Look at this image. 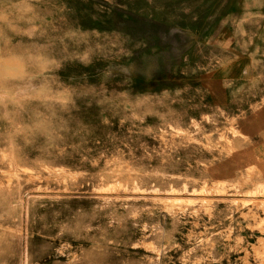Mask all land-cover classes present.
<instances>
[{"label":"rangeland","instance_id":"374dc122","mask_svg":"<svg viewBox=\"0 0 264 264\" xmlns=\"http://www.w3.org/2000/svg\"><path fill=\"white\" fill-rule=\"evenodd\" d=\"M260 1L54 0L50 26L111 51L58 74L96 85L60 144H0V264H264ZM121 91L167 106L142 120Z\"/></svg>","mask_w":264,"mask_h":264},{"label":"clouds","instance_id":"9594fccd","mask_svg":"<svg viewBox=\"0 0 264 264\" xmlns=\"http://www.w3.org/2000/svg\"><path fill=\"white\" fill-rule=\"evenodd\" d=\"M50 5L52 0H0V144L16 150H23L26 141L50 149L65 139L77 96L94 95L96 85L78 91L58 74L69 64L88 68L111 51L79 25L50 26ZM117 95L142 120L167 106L166 93Z\"/></svg>","mask_w":264,"mask_h":264},{"label":"crops","instance_id":"0c3cea01","mask_svg":"<svg viewBox=\"0 0 264 264\" xmlns=\"http://www.w3.org/2000/svg\"><path fill=\"white\" fill-rule=\"evenodd\" d=\"M53 2L54 0H52V3ZM236 7L237 6L229 7V10L230 11L236 10ZM251 9L253 13H255V10H256L258 13L262 14L261 18L264 19V0H261L259 5L257 6L254 5ZM239 10H241L240 14H230L229 16L225 17L223 19V22L225 21L224 25L232 24L235 29H238L239 25L243 23L244 13H245V16L249 14V9L247 10L246 3H243L242 6L239 7ZM244 10H246V12ZM260 114H262L264 117V108L262 109ZM262 157L264 161V139L262 140Z\"/></svg>","mask_w":264,"mask_h":264}]
</instances>
